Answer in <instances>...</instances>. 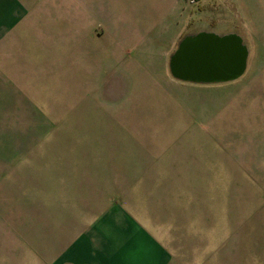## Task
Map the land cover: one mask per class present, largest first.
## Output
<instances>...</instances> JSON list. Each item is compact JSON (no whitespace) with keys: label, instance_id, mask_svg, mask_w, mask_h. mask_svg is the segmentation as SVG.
<instances>
[{"label":"rangeland","instance_id":"1","mask_svg":"<svg viewBox=\"0 0 264 264\" xmlns=\"http://www.w3.org/2000/svg\"><path fill=\"white\" fill-rule=\"evenodd\" d=\"M26 2L0 16V264L115 205L174 264H264V0ZM196 30L235 33L244 72L174 78Z\"/></svg>","mask_w":264,"mask_h":264},{"label":"crops","instance_id":"2","mask_svg":"<svg viewBox=\"0 0 264 264\" xmlns=\"http://www.w3.org/2000/svg\"><path fill=\"white\" fill-rule=\"evenodd\" d=\"M26 6V0H0V16L6 29L12 15L17 16L14 21L18 20ZM149 213L131 205L84 210L83 218H75L72 223L74 228H67L60 241L58 236L59 242L52 243L50 258H34L35 264H174L168 248L145 225L130 217ZM86 219L91 221L83 223Z\"/></svg>","mask_w":264,"mask_h":264},{"label":"water","instance_id":"3","mask_svg":"<svg viewBox=\"0 0 264 264\" xmlns=\"http://www.w3.org/2000/svg\"><path fill=\"white\" fill-rule=\"evenodd\" d=\"M246 55L238 37L226 41L203 34L182 42L180 50L172 55L169 69L183 81L225 82L244 72Z\"/></svg>","mask_w":264,"mask_h":264},{"label":"flooded vegetation","instance_id":"4","mask_svg":"<svg viewBox=\"0 0 264 264\" xmlns=\"http://www.w3.org/2000/svg\"><path fill=\"white\" fill-rule=\"evenodd\" d=\"M203 34L204 35H211V36H214L216 38L223 39L226 41H230L231 39H233L235 37L237 38V36H235V33L230 32L229 30H227V31L213 30L212 32L211 31H204V30H201V31L196 30L195 32H185L180 36L178 43L176 45V48L174 50V54L180 50L181 44L184 40H186L187 38H191V37H197V36L203 35ZM231 55H232V51L229 53V57H231ZM172 57L173 56H171V58H170L169 64L172 63V61H173V60H171ZM229 81H231V80H229ZM222 82H224V81H222ZM225 82H227V81H225Z\"/></svg>","mask_w":264,"mask_h":264}]
</instances>
